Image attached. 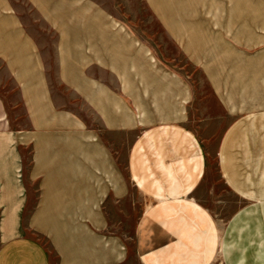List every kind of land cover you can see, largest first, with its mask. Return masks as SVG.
I'll return each instance as SVG.
<instances>
[{
	"label": "crops",
	"instance_id": "0c3cea01",
	"mask_svg": "<svg viewBox=\"0 0 264 264\" xmlns=\"http://www.w3.org/2000/svg\"><path fill=\"white\" fill-rule=\"evenodd\" d=\"M253 2L207 9L236 11L235 33L166 21L179 63L97 0H0V264H264ZM192 69L229 117L212 153L236 197L225 220L198 200L211 151Z\"/></svg>",
	"mask_w": 264,
	"mask_h": 264
},
{
	"label": "rangeland",
	"instance_id": "374dc122",
	"mask_svg": "<svg viewBox=\"0 0 264 264\" xmlns=\"http://www.w3.org/2000/svg\"><path fill=\"white\" fill-rule=\"evenodd\" d=\"M100 5L111 11L113 19L121 21L124 25L127 23L131 31L144 38H157L168 36L164 31V23L166 21H177L179 26L184 27L186 21L191 22L194 30L197 24L199 26H212V22L217 21L226 24L230 32L235 33V12L224 11H208L213 4H235V0H97ZM253 3L263 4L264 0H254ZM214 8V6H213ZM193 9L194 11H186ZM189 26V24H187ZM198 26V27H199ZM190 27V26H189ZM183 31V29L178 30ZM161 48L164 52L174 55L175 59L180 63L183 62L182 56L178 55V51H173L170 44L164 43L162 39ZM157 42V41H156ZM152 43V42H151ZM235 48V45L233 46ZM190 68V66H187ZM194 68V67H192ZM193 70V81L199 86L200 94L206 105V109H202L197 119L192 122L193 130L197 135L207 139L211 157H209L208 168L203 180L204 186L201 189L199 202L207 208L211 214L225 220L230 212L235 208V196L225 187L216 171L213 148L215 142L222 132L229 119L222 114L221 110L216 106L211 96V91L204 88L203 78L197 71ZM211 264H220L217 257L213 259Z\"/></svg>",
	"mask_w": 264,
	"mask_h": 264
}]
</instances>
